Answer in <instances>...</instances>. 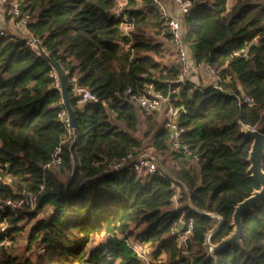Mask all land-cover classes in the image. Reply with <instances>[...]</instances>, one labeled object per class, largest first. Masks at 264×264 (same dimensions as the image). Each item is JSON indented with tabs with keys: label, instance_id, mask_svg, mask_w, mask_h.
I'll return each instance as SVG.
<instances>
[{
	"label": "trees",
	"instance_id": "1",
	"mask_svg": "<svg viewBox=\"0 0 264 264\" xmlns=\"http://www.w3.org/2000/svg\"><path fill=\"white\" fill-rule=\"evenodd\" d=\"M19 1L26 28L44 55L25 40L0 34V163L7 162L13 174L12 184H1L0 191L14 197L22 190L36 192L41 184L43 190L34 210L0 213V220H8L6 233H0V264H141L130 238L149 244L156 264H264V203L244 215L241 244L222 248L212 259L202 245L214 221L188 207L182 187L194 207L223 217L213 243L232 231L234 206L259 188L247 173L251 139L242 127L264 129V0H235L229 9L227 0H196L185 14L182 28L190 60L214 68L225 91L173 84L179 86L176 104L184 111L178 121L192 163L183 148L170 147L161 123L145 114L144 136L150 135L156 154L169 157L162 161L163 171L144 176L127 167L103 170L130 150L140 151L143 143L133 134L139 124L136 105L115 98L114 92L144 84L165 92L163 81L178 76L176 67L161 63L167 57L165 42L156 37L170 42V35L159 7L153 0H127L118 16L117 0ZM4 7L11 18L9 2ZM124 17L132 26L128 34L120 25ZM242 48L246 54L238 53ZM52 63L75 112L72 144L59 117L66 109L61 89L54 86ZM72 76L106 105L78 107ZM241 94L252 102L241 97L238 103ZM111 114L126 130L112 122ZM58 146L65 175L43 169ZM175 193L185 216L194 220L188 256L178 254L168 233L180 213L172 206ZM44 208L45 215L36 218ZM23 218H36L29 240L38 238L42 252L34 261L18 262L3 246L13 240ZM100 235L104 240L88 250Z\"/></svg>",
	"mask_w": 264,
	"mask_h": 264
},
{
	"label": "built area",
	"instance_id": "2",
	"mask_svg": "<svg viewBox=\"0 0 264 264\" xmlns=\"http://www.w3.org/2000/svg\"><path fill=\"white\" fill-rule=\"evenodd\" d=\"M196 0H153V2L159 7L162 14L166 17V26L170 35V43L175 50L177 59V71L178 76L173 80H164L163 83L166 85V91L156 90L152 84H144L141 88H133L132 86H126L120 90L114 92V97L119 100H127L132 102L141 111L148 115L160 113L163 116L162 127L167 130L169 135L170 147L177 151L184 149V155L187 160L191 159V154L185 149L183 144L182 134L185 129L180 126L178 116L180 112L184 111L182 106L176 104L178 101L179 86L173 85L179 83L185 85L189 81L192 71L197 67L193 61L190 60V54L188 48L184 42V31L182 28L183 17L187 14ZM9 2L8 13L11 16L13 22L19 27H23L24 32L22 34H16L7 29L0 28L1 35H9L12 38H18L25 40L30 48L37 54L44 55L43 49L40 46V42L33 38L28 29L26 28L27 16H24L20 9L19 0H0L2 5H6ZM127 0H117L114 8V14L120 16L123 13L124 7L127 4ZM172 6V8H171ZM121 27L124 34H128L131 29V23L125 17L121 21ZM247 49L242 48L238 53L246 54ZM204 67V66H203ZM208 74L213 80L212 87L225 91L223 85L220 82V77L217 71L214 70L210 65L205 64ZM56 70L51 71V75L54 77V86L60 88V81L56 78ZM71 90L73 95L77 97V106L82 108L87 103H101L106 105L105 100H101L99 96L94 93L87 86H83L79 83L76 76L70 78ZM196 86V85H194ZM197 87H200L197 86ZM238 103L243 97L244 101L251 103L252 99L248 95H236ZM111 99H109L110 101ZM63 104V100L61 102ZM59 117L65 122L67 129V138L70 140V144L75 139L73 128L70 126L66 110H61ZM60 147L58 146L52 154L50 160L43 165L44 168L51 166H59L62 162V158L59 155ZM70 157L73 155L70 152ZM158 159L153 154L145 153L144 151L130 150L121 159L109 162L108 166L103 170L104 173L111 171H119L125 167L134 173L144 176L155 173L159 169L164 170L159 166ZM73 163V162H72ZM13 181V174L9 169L7 162L0 163V185H11ZM178 192L181 187L175 186ZM43 190V184L39 186L36 192L22 190L18 192L14 197H4L0 191V213L11 211L16 213L22 208L34 210L38 203V196ZM178 193L172 198V206L176 211H180L179 216L169 226L168 233L174 237L176 241V247L178 254L188 256L190 254V239L193 233V217L185 216V211L182 209V205L179 202ZM8 220L5 216L0 220V233L4 234L7 231ZM132 249L137 254V257L141 264H156L155 259L140 246L132 245Z\"/></svg>",
	"mask_w": 264,
	"mask_h": 264
},
{
	"label": "water",
	"instance_id": "3",
	"mask_svg": "<svg viewBox=\"0 0 264 264\" xmlns=\"http://www.w3.org/2000/svg\"><path fill=\"white\" fill-rule=\"evenodd\" d=\"M53 64V63H52ZM54 69L56 70L58 79L60 81V89L62 94L63 104L66 109L67 118L69 124L72 128L75 127V112L71 108L68 96L65 89V83L62 78V75L53 64ZM242 132L251 139L250 148L248 151L247 162L248 168L247 173L258 183L259 188L252 191V193L238 202L233 209L231 215V226L232 231L222 238L219 242L213 243L212 238L219 230L221 224L223 223V217L220 214L200 210L193 206L187 188L182 185L184 192L187 195V205L194 212L199 213L201 215H205L211 218L214 221V225L210 230L207 231L204 237L203 249L206 255L212 259L216 258V253L224 247L230 245H240L242 240L243 233V217L245 214L252 212L255 208L260 207L264 203V168H263V160H264V129L263 128H255L252 126L245 125L242 127Z\"/></svg>",
	"mask_w": 264,
	"mask_h": 264
},
{
	"label": "rangeland",
	"instance_id": "4",
	"mask_svg": "<svg viewBox=\"0 0 264 264\" xmlns=\"http://www.w3.org/2000/svg\"><path fill=\"white\" fill-rule=\"evenodd\" d=\"M234 2H235V0H227V8H230L234 4ZM171 8H172V6H171ZM4 10H5V8H4ZM19 28L21 29L20 30L21 32H19V33L22 34L24 32V30H23L24 28L23 27H19ZM156 38L165 42V48H166L165 55H167V57L165 59H163L161 63H163V64L167 63L168 65H172L171 67H176L177 66L176 53H175V50L172 47L171 43L169 41L164 40L161 35H158ZM201 74H202V77L200 79L199 77L201 76ZM155 75H156V73H155ZM56 78H58V76H56ZM189 81L196 86H199V85L200 86H206L210 83H213V80L210 77V75L208 74L206 67H200L199 69L195 67L192 71V74L189 78ZM135 107H136V114H137V117L139 119V124L137 126V130L134 131L133 134L143 139V143L141 145L140 151H144L145 153H148V154H153L158 159L159 166H161L162 161L164 159L166 160L167 157H169V156H168V154H165L163 156L156 154V152L154 151V148L152 147V139H151L150 135L144 136V133L147 129L146 125H144V122H143L145 113H143L139 107H137V106H135ZM149 116L156 118L157 121L160 122L162 125V120H163L162 114L156 113V114L149 115ZM110 118H111L112 122L118 126L119 129L126 130L125 125L123 123H121L120 121H118L115 118L114 114H111ZM191 163L192 162L190 160H188V164L191 165ZM49 168H50V170L54 171L57 175L64 174V172L62 173V170L60 169L59 166H51ZM181 205H183V204H181ZM45 213H46L45 208L41 209V211L39 210L36 218H39V217L45 215ZM36 218H33V219L23 218L22 220H20L17 223V226L20 228V230L14 234L13 240L8 239L3 243V246L6 247L7 253L13 257H16L18 262H22L26 259H29L30 261H34L36 258V255L38 253L42 252L41 251L42 247L39 244L38 238L29 240L30 227L32 226V224L34 223ZM103 240H104L103 235L93 237L91 242L88 245V248H92L94 245H96L97 243H99ZM128 243L130 244V246H132V245L140 246L143 249H145V251L147 253H149V254L151 253L152 247H150L149 244H140L137 241L135 242V240L133 238L132 239L130 238ZM75 264H87V263H75Z\"/></svg>",
	"mask_w": 264,
	"mask_h": 264
},
{
	"label": "crops",
	"instance_id": "5",
	"mask_svg": "<svg viewBox=\"0 0 264 264\" xmlns=\"http://www.w3.org/2000/svg\"><path fill=\"white\" fill-rule=\"evenodd\" d=\"M4 8H5L4 5H2L0 3V28L1 29H7V30L14 32L16 34H20L19 32H21L20 31L21 29L19 28V26L15 22H13V20L11 18L6 17V12H5ZM227 9H229V8H227ZM165 65H168V64L165 63ZM168 66H172V65H168ZM203 66L205 67V65L201 64V65H198L196 68L199 69L200 67H203ZM201 77H202V74L199 78L201 79ZM227 79H229V77H227ZM89 249L90 248H88V250Z\"/></svg>",
	"mask_w": 264,
	"mask_h": 264
}]
</instances>
